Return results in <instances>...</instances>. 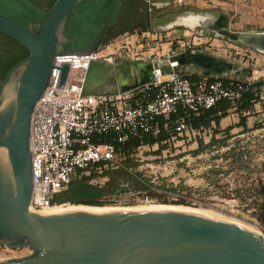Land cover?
Wrapping results in <instances>:
<instances>
[{
  "label": "water",
  "instance_id": "water-1",
  "mask_svg": "<svg viewBox=\"0 0 264 264\" xmlns=\"http://www.w3.org/2000/svg\"><path fill=\"white\" fill-rule=\"evenodd\" d=\"M122 1L55 0L42 9L31 0H0V32L29 50L0 84V243L31 251L0 264H264V237L259 231L196 210L71 208L43 213L30 208V119L50 85L54 60L58 55L98 51ZM230 17L225 11L185 9L156 30L184 26L264 53V33L231 31ZM116 58L91 62L83 95L123 92L151 82L154 68L167 74L172 71L169 62L175 61L174 69L194 66L207 77L233 72L238 80H249L252 74L251 68L183 50L143 62L134 79L123 82L119 77L113 86ZM66 72L64 66L62 79Z\"/></svg>",
  "mask_w": 264,
  "mask_h": 264
},
{
  "label": "built area",
  "instance_id": "built-area-1",
  "mask_svg": "<svg viewBox=\"0 0 264 264\" xmlns=\"http://www.w3.org/2000/svg\"><path fill=\"white\" fill-rule=\"evenodd\" d=\"M185 4L186 0H173ZM182 38V37H181ZM179 38V39H181ZM149 46V36H142ZM130 48L128 41H123ZM195 44H181L184 50ZM203 43L196 46H202ZM159 54L158 47L156 46ZM100 48L88 54L58 55L54 60L50 82L36 102L30 119L29 147L32 159L33 195L31 206L36 209L52 205L59 191L83 176L102 175L124 166V156L109 142L96 141L95 135L108 132L117 134L118 142L132 136L150 134L158 137L162 128L175 141L183 134L205 135L210 128L193 127L191 116L214 106L226 98L237 108L244 91L259 81L254 88L256 104L264 106V74L249 80L222 78L210 80L203 76L191 80L185 72L175 70L177 62H169L171 72L164 74L153 69L151 82L116 93L83 95L85 74L91 62L110 55ZM67 72L62 79L63 68ZM141 144L135 154L145 147Z\"/></svg>",
  "mask_w": 264,
  "mask_h": 264
},
{
  "label": "rangeland",
  "instance_id": "rangeland-1",
  "mask_svg": "<svg viewBox=\"0 0 264 264\" xmlns=\"http://www.w3.org/2000/svg\"><path fill=\"white\" fill-rule=\"evenodd\" d=\"M161 1L168 4L162 9H154L152 13H164V22L176 12L187 9L184 3L176 4L173 0ZM200 7L208 8L205 5ZM175 28L180 30L181 35L186 33L183 34L185 37L191 35L192 30L187 31V27ZM143 30L136 29L115 36L105 42L101 49L104 48L111 53L106 57L142 60L141 56L152 52L150 46L146 49L142 45V43L146 45V40L142 41V38L137 36V32L141 35L140 32ZM196 35L197 41L200 42L212 34L200 32ZM123 41L129 42V49L123 45ZM167 51L168 47L164 46L160 51L161 58L169 57L168 53L171 51ZM146 59L149 58H144L143 61ZM213 136L212 130L201 136L183 134L160 155L152 153L158 148L156 145L143 148L136 159L138 163L136 168L152 184L151 191L136 188L137 185L132 181H124L120 185L121 189L103 198L106 201L104 205L80 204L104 209L142 208L150 205L185 206L211 216L239 222L259 231L264 237V226L258 223L254 215L255 208L248 203L254 198L248 188L252 184H257L259 180L264 182V127L247 130L235 128L229 135L217 133L214 138L221 141L212 143ZM200 139L210 146L198 153H192V150L198 148ZM107 179L105 174L92 175L90 182L103 185ZM61 204L64 205V210L72 208L70 202L58 205ZM30 252L27 247H8L0 243V260L21 258Z\"/></svg>",
  "mask_w": 264,
  "mask_h": 264
},
{
  "label": "crops",
  "instance_id": "crops-1",
  "mask_svg": "<svg viewBox=\"0 0 264 264\" xmlns=\"http://www.w3.org/2000/svg\"><path fill=\"white\" fill-rule=\"evenodd\" d=\"M147 1L158 4L164 3V1L161 0ZM185 4L187 9L190 10H198L211 13H219L223 11L228 12L231 16L229 23V29L231 31L240 33H264V0H186ZM200 5H205L208 8H201ZM191 30L192 29L188 28L187 31ZM179 31L180 30H178L177 28H172L166 31L147 29L140 32L141 35H138L139 32H137V36H140L141 38L142 36H149L148 43L150 48L152 49V52L149 55L147 54L144 56L143 53H141L143 55L140 57L142 59L141 61L147 62L153 61L157 58H161L160 51L164 49V46H167L168 51H171L168 53L169 56L174 52H180L184 50V48L181 47V44L185 41L186 43L191 42L195 44L191 49L193 51L223 59L234 65L251 68V78H256L257 76L264 74V53L251 47L234 43L225 38L217 37L214 35H210L209 37L205 38V40L202 41V46H196L197 44L201 43V41H197L198 38L196 34L200 33L198 29L192 30L191 35H187L186 37L183 36V34L186 35V33H183L181 35ZM156 46L158 47L159 51L158 55L155 54L157 53ZM145 48L148 49V47ZM144 58L149 59L143 61ZM183 69L186 70L183 71ZM175 70L185 72L188 76H196L195 79H192L193 81H197L201 77H203L202 71L194 66L180 65ZM218 77L225 78L227 80H229L230 78H237L233 74V72L211 74L209 76L210 79H215ZM241 79H244V77H242ZM242 116L246 117L247 128H254V126L258 124L263 125L264 106L254 104L252 109L245 111H240L237 108L230 107L228 114L220 121V129H225L227 127H232V130L235 128L244 129V126L240 125ZM212 126L215 127V123H212Z\"/></svg>",
  "mask_w": 264,
  "mask_h": 264
},
{
  "label": "trees",
  "instance_id": "trees-1",
  "mask_svg": "<svg viewBox=\"0 0 264 264\" xmlns=\"http://www.w3.org/2000/svg\"><path fill=\"white\" fill-rule=\"evenodd\" d=\"M9 40L15 43L19 50V54L9 63V68H11L16 62L28 56L29 50L10 37ZM188 77L191 80L196 78V76ZM222 80L225 84L230 83V80H227L225 78H222ZM259 84L260 82L256 81L251 85V87L248 88V90L244 91L243 96L237 106L238 110L245 111L253 108L255 102L258 100V96L254 88L259 87ZM230 107L231 102L228 99H220L211 108L203 110L198 115H192L190 118L192 126L196 128L200 126L210 128L214 135L212 137V143L215 141H221L215 140V135L217 133L229 135L232 130V127H227L225 129H220L219 127L221 119L228 114ZM212 123H215L216 126L213 127ZM240 125L244 126V130L250 129L247 128L245 116L241 117ZM262 127H264V124H258L251 129ZM172 135L173 134L169 130L162 128L161 133L156 138L150 134H142L140 137L132 136L123 143L116 140L117 134L113 131L95 135L94 139L96 141L109 142L115 146L116 150L124 156V166L106 171L104 174L107 175L108 179L103 185L91 183L90 180L92 179V176H83L77 180L72 181L68 185V187L65 188V190H62L59 193L55 194L54 198L52 199V204L70 202L71 204L82 203L101 206L106 202L105 200H103V198L106 195L112 194L118 189H121L120 185L124 181H132V183L137 185L136 188L151 191L152 184H150L143 177L142 172L138 171L136 168L138 163L136 162L137 160L135 154L141 144H148L150 146L157 144L158 148L152 153L156 155L162 154L163 150L171 146V144L173 143V141H168V139H170ZM209 146V144H204L203 140L200 139L198 141V148L192 150V153H198ZM248 190L252 191L251 195L254 196V198L248 203L250 206H253L255 208L254 215L258 223L264 226V182L259 180L257 184H252L251 187L248 188ZM166 201L167 200H163V202Z\"/></svg>",
  "mask_w": 264,
  "mask_h": 264
},
{
  "label": "flooded vegetation",
  "instance_id": "flooded-vegetation-1",
  "mask_svg": "<svg viewBox=\"0 0 264 264\" xmlns=\"http://www.w3.org/2000/svg\"><path fill=\"white\" fill-rule=\"evenodd\" d=\"M36 5L42 9H49L55 0H31ZM168 2L162 4L151 3L147 0H123L119 12L117 14L115 23L108 27L105 38L112 39L113 36H118L124 32H130L132 30H142V29H156L160 25L165 24L164 13L154 14L152 13L154 9H162L166 7ZM17 46L15 43L9 40V37L2 32H0V84L7 73L9 68V63L17 54ZM191 50V49H185ZM183 51V50H182ZM117 68L113 73V78L115 84H118L119 77L123 79V82L130 81L135 78L138 66L143 62L139 59H128L125 57H117ZM123 67V68H122ZM186 69H183L185 71ZM120 74L121 76H119ZM234 79V78H233ZM238 78H235L237 80ZM117 81V82H116ZM118 85H116L117 87Z\"/></svg>",
  "mask_w": 264,
  "mask_h": 264
},
{
  "label": "bare ground",
  "instance_id": "bare-ground-1",
  "mask_svg": "<svg viewBox=\"0 0 264 264\" xmlns=\"http://www.w3.org/2000/svg\"><path fill=\"white\" fill-rule=\"evenodd\" d=\"M158 69V71H161V68H156ZM72 208H86V209H102V208H98V207H91V206H85V205H79V204H71ZM30 208L33 209V210H38V211H41L43 213H55V212H60V211H63L65 208H64V205H50L48 207H43L41 209H36V208H33L31 205H30ZM112 208V207H111ZM120 208V207H119ZM132 209H152V210H160V209H165V208H176V209H189L188 207H183V206H166V205H150L148 207H131ZM104 209V208H103ZM107 209V208H105ZM110 209V208H108ZM205 213V212H203ZM205 214H208V213H205ZM209 215V214H208Z\"/></svg>",
  "mask_w": 264,
  "mask_h": 264
}]
</instances>
